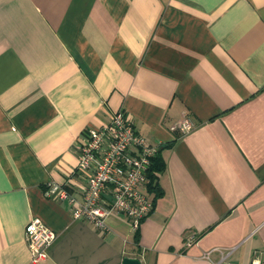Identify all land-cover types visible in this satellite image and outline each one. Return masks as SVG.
Listing matches in <instances>:
<instances>
[{
  "label": "crops",
  "instance_id": "crops-1",
  "mask_svg": "<svg viewBox=\"0 0 264 264\" xmlns=\"http://www.w3.org/2000/svg\"><path fill=\"white\" fill-rule=\"evenodd\" d=\"M118 110L159 193L100 231L45 190L80 200L84 132ZM32 218L57 234L35 264L264 262V0H0V264H33Z\"/></svg>",
  "mask_w": 264,
  "mask_h": 264
},
{
  "label": "built area",
  "instance_id": "built-area-1",
  "mask_svg": "<svg viewBox=\"0 0 264 264\" xmlns=\"http://www.w3.org/2000/svg\"><path fill=\"white\" fill-rule=\"evenodd\" d=\"M176 127L187 131L192 123L185 118ZM158 152L159 146L138 134L131 118L123 110H118L109 122L89 127L84 132L76 166L83 176L78 185L80 200L65 186L54 182L47 184L45 193L55 199L66 200L71 206L73 219L87 220L97 230L108 229L107 217L113 212L126 216L132 229L136 230L152 210L150 172ZM153 172L156 177L157 172ZM194 237L190 233L186 244L190 245ZM56 238L57 234L39 218H32L25 227L31 263L45 260Z\"/></svg>",
  "mask_w": 264,
  "mask_h": 264
},
{
  "label": "trees",
  "instance_id": "trees-1",
  "mask_svg": "<svg viewBox=\"0 0 264 264\" xmlns=\"http://www.w3.org/2000/svg\"><path fill=\"white\" fill-rule=\"evenodd\" d=\"M163 166V161L159 158V156L157 155L153 161H152V165H151V172L150 175L152 177V184L149 185V191H154V192H158V187L156 185V177L153 175V171H159L161 170ZM153 172V173H152ZM159 193V192H158Z\"/></svg>",
  "mask_w": 264,
  "mask_h": 264
},
{
  "label": "water",
  "instance_id": "water-1",
  "mask_svg": "<svg viewBox=\"0 0 264 264\" xmlns=\"http://www.w3.org/2000/svg\"><path fill=\"white\" fill-rule=\"evenodd\" d=\"M122 264H141V260L137 257H124Z\"/></svg>",
  "mask_w": 264,
  "mask_h": 264
}]
</instances>
